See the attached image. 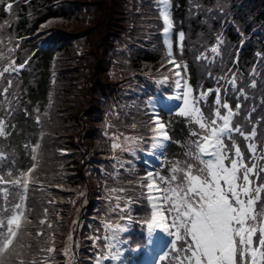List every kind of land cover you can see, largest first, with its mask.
<instances>
[{"label": "trees", "instance_id": "16d2710c", "mask_svg": "<svg viewBox=\"0 0 264 264\" xmlns=\"http://www.w3.org/2000/svg\"><path fill=\"white\" fill-rule=\"evenodd\" d=\"M171 18L173 55L187 65L186 72L181 71L193 95L220 87L222 101L233 108L242 105L233 125L243 122L249 131L252 124L246 116L251 113L257 122L256 141L264 142V0H171ZM163 27L156 0H15L11 14L0 9V51L14 48L7 55L17 65L27 61L19 73L0 77V89L8 88L6 96H0V119L9 133L0 137V150L14 161V175L36 165L26 200L31 223L24 243L31 246L20 249L25 264H94L100 248L90 237L103 235L105 218L129 229L121 234L126 241L122 255L105 264H144L149 250L145 226L119 216L139 222L149 216L146 190L140 187L147 169L137 158L144 157L153 141V102L173 93L177 79L168 63ZM218 38L223 43L214 56L210 48ZM202 53L210 59L198 60ZM233 75L246 99L219 79ZM253 80L256 88L250 86ZM215 95L213 91L200 104L205 115ZM177 112L163 114L171 142L156 172L164 176L177 161L182 166L185 161L195 163L186 153L196 126ZM114 135L121 137L119 143L123 136L141 138L135 155L113 150ZM234 139L247 160L246 142L239 135ZM225 143L231 147V141ZM35 145L39 148L33 152ZM112 188L125 189L114 194L122 197L121 206L123 198H131L126 213L112 211ZM42 219L48 223L41 224ZM38 231L43 235L37 236ZM50 246L52 253L40 251Z\"/></svg>", "mask_w": 264, "mask_h": 264}, {"label": "snow or ice", "instance_id": "6c2138e0", "mask_svg": "<svg viewBox=\"0 0 264 264\" xmlns=\"http://www.w3.org/2000/svg\"><path fill=\"white\" fill-rule=\"evenodd\" d=\"M14 3L15 0H0V9L11 14ZM156 3L164 25L162 34L168 63L186 72L187 65L177 63L172 51L171 0H156ZM178 40L182 51L183 32L178 34ZM3 43L0 40V44ZM222 43V38H218V44L210 48L214 56H219V44ZM15 47H18V43ZM13 51L14 48H7V53ZM7 53L0 51V62L8 61L6 66L0 67V77L19 73L27 64L25 61L17 65ZM197 59L207 61L210 57L202 53ZM174 75L177 77L174 81L177 91L171 99L182 103L164 104L163 107L178 108L177 114L196 126L190 132V136L195 139L190 141L186 153L195 163L185 161L182 166L177 161L172 165L169 175L164 176L152 170L140 181V187L146 190L144 195L149 208V216L143 221L147 231L145 246L155 253V264H264V201L261 195L264 193V142L256 141L257 122L248 113L246 120L252 124L249 131L244 130L243 122L233 125L241 104L237 103L233 108L226 100L222 101L220 87L194 96L185 76L180 71ZM163 79L166 82L169 77ZM219 79L237 90L239 96L247 98L244 89L238 88L235 75ZM11 83L8 80L9 87ZM250 86L257 87L255 80ZM213 91L216 94L213 107L210 114L205 115L200 104L206 103ZM227 91L225 87V95ZM7 92L8 88L0 89V96H6ZM151 124L150 131L154 133L151 147L160 150L162 155L166 142L170 140L166 125L158 115L152 117ZM8 134L4 120L0 119V137L6 138ZM236 135L246 142L247 160L234 139ZM120 138L113 136L112 149L119 148L122 152L135 155L141 138L123 136V143H119ZM226 140L231 141L230 148ZM38 148L39 145H35L32 151L36 152ZM152 154L155 155V152ZM32 159L36 160V156L33 155ZM5 163L8 166L0 169V264H25L20 249L31 246L24 243V237L30 235L26 225L31 223L26 216V200L29 184L35 179L32 172L36 165L26 170L18 169L14 175L11 168L14 161L9 160L7 152L0 150V165ZM118 163L123 167L121 162ZM108 191V202L111 204L115 201L112 211L119 209L121 213H126L127 205L132 203L131 198H123L125 206H121L119 201L122 197L114 195L123 193L125 189L112 188ZM44 211L46 217L47 209ZM119 219L130 221L131 216L121 215ZM40 223L48 222L42 219ZM101 224L103 235L90 237L94 246L100 248L94 264L117 261L123 252L121 246L126 242L121 239V234L129 231L128 227L107 218ZM48 227H51L50 223ZM36 235L42 236L43 232L38 231ZM100 241L104 242L102 247ZM54 250L51 246L40 249L49 254ZM30 264H37V261L32 260Z\"/></svg>", "mask_w": 264, "mask_h": 264}, {"label": "rangeland", "instance_id": "374dc122", "mask_svg": "<svg viewBox=\"0 0 264 264\" xmlns=\"http://www.w3.org/2000/svg\"><path fill=\"white\" fill-rule=\"evenodd\" d=\"M151 151H152V152H151ZM151 151H150L151 153L149 152L150 154H152L153 152H156L157 150H153V149L151 148Z\"/></svg>", "mask_w": 264, "mask_h": 264}]
</instances>
